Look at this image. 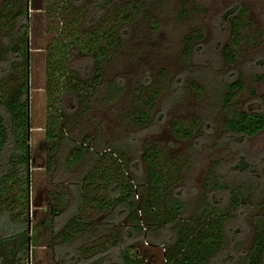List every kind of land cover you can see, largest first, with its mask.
<instances>
[{
  "label": "trees",
  "instance_id": "1",
  "mask_svg": "<svg viewBox=\"0 0 264 264\" xmlns=\"http://www.w3.org/2000/svg\"><path fill=\"white\" fill-rule=\"evenodd\" d=\"M67 2H46L49 6L47 12L53 16L49 18H53L57 24L50 29L54 34L46 47L48 122L44 138L51 157L56 155L59 161L62 159L58 156L71 147L69 155L65 157L67 169L82 163L83 167L74 181L77 197L74 209L67 215L62 227L55 230L56 221L67 213L61 207L66 200L63 192L54 195L51 200L59 208L50 210L49 205L46 209L49 210V217L46 212L43 222L45 226L37 227L40 230L34 232L28 224L31 173L29 0H5L2 7L0 5V216L8 217L13 226L15 222L20 225L18 232L0 233V264H25L32 239L45 230L47 233L58 231L60 242L56 246H80L74 254L61 253L58 257L61 264H217L212 260L226 246L225 221L228 214L208 200L209 187L206 185L202 188L205 196L197 202L194 211L189 212L188 201L183 198L182 177L175 167L179 165L181 170V160L170 158L156 144H146L143 150L136 151L127 145L95 142L93 149L87 145L89 138L85 137L80 142L65 132V127L68 128L74 119V109L65 104L67 94L71 102L80 101L81 111L90 101L81 99L83 88L94 97L97 96L96 89L105 87L103 97L106 104L116 101L121 94L120 77L105 81L102 75L105 66L113 61L112 56L125 45L122 37H127L134 20L141 13L139 0H128L119 8L117 0H75L68 10L65 9ZM79 4L82 8H77ZM112 10L115 11L114 20L109 27L105 24V13ZM246 12V6L235 5L222 15V19L230 23L229 44L222 51L228 65L237 59L236 51L242 40L241 20ZM199 39L198 34L188 35L185 38L186 49ZM76 52L89 61L91 68H79L82 74L89 69V74L78 73L74 62L70 61ZM188 53L185 50L186 57ZM146 87V84L141 85V96L145 95V98L139 97L137 100L146 111L137 109L126 112L129 123L144 126L150 120L159 91ZM225 90L227 92L222 101L227 113L224 122L226 133L246 139L261 132L264 117L260 112L236 111L231 107L232 101L242 90L240 81L226 86ZM192 134L190 132L188 136ZM47 163L50 169L51 158ZM138 164L145 166L143 176L136 173ZM184 164L187 165L185 161ZM58 167L54 168L53 175L57 176ZM234 167L243 171L250 165L241 157ZM205 184L214 190L226 189L230 195V206L236 211L252 206L250 202L241 205V196L249 190L234 192V188L215 182L211 177ZM261 191L264 196V174ZM253 206L256 207V203ZM254 224V242L241 264H260L257 259L260 260L264 254V246H257L261 243L264 245V218ZM92 240L102 242L96 243L99 245L91 248V256L84 258L81 246ZM139 243L162 249L160 263L155 256L139 253ZM110 249L116 250L115 260L105 262L103 253H108Z\"/></svg>",
  "mask_w": 264,
  "mask_h": 264
},
{
  "label": "rangeland",
  "instance_id": "2",
  "mask_svg": "<svg viewBox=\"0 0 264 264\" xmlns=\"http://www.w3.org/2000/svg\"><path fill=\"white\" fill-rule=\"evenodd\" d=\"M4 1L0 0L1 7ZM127 1L117 0L116 5L119 8ZM46 2L47 0H29L31 173L27 223L32 232L37 227L45 226L43 222L46 212L49 217V210L46 211L49 205L50 210L59 208L51 200L54 195L63 192L66 200L61 207L67 213L56 221L55 230L62 227L65 218L74 209L77 200L74 181L83 167L82 163L67 169L65 157L69 155L71 147L64 149L63 154L58 156L64 160L62 162L57 160L56 155L51 157L45 145L44 132L48 122L45 95L48 66L46 47L54 34L50 29L57 24L53 18H49L53 16L47 12L49 6ZM74 2L75 0H68L65 9L68 10ZM138 4L141 13L134 20L127 37H122L125 45L112 56L113 61L105 66L102 75V80L105 81L120 77L118 83L122 87L121 94L116 101L106 104L103 97L105 87L96 89L97 96L94 97L90 96L89 90L83 88L81 99H90L84 111H81L80 101L71 102L67 94L65 104L74 109V119L68 128L65 127V132L80 142L85 137L89 138L87 145L93 149L95 142L127 145L136 151L143 150L146 144H156L170 158L181 160V170L179 165L175 167L182 177L183 198L188 201L189 212L192 213L197 202L205 196L202 188L206 185L209 187L208 200L228 214L225 221L226 246L212 261L217 264H241L254 242V223L264 218V196L261 191L264 129L246 139L226 133L224 122L227 120V113L222 99L227 92L226 86L240 81L242 90L232 101L231 107L236 111L260 112L264 117V0H139ZM235 5L246 6L247 12L241 20L242 40L236 51L237 59L228 65L222 51L229 44L230 23L224 21L222 15ZM77 8H82V5L79 4ZM114 13L113 10L105 13V24L109 27L113 23ZM190 34H198L200 39L186 49L185 38ZM185 50L189 51L187 57ZM74 55L70 61L74 62L78 73L87 74L89 69L82 74L79 68H91L89 61L79 52ZM142 84H146V89L158 90L159 95L150 112L149 122L139 126L126 120V112L137 109L146 111L137 101L139 97L145 98V95L141 96ZM190 132H193L191 137L188 136ZM78 151L81 150L76 152ZM241 157L250 165L247 170H235L234 165ZM48 158L54 162L50 164V169ZM57 165L56 176L52 173ZM136 173L143 176L145 166L138 164ZM210 177L215 182L234 188V192L244 193L249 190L241 196V205L250 202L252 206L245 209L241 207L237 211L231 208L230 195L226 189L214 190L212 186L205 184ZM254 203L256 207L253 206ZM9 222L12 223L8 217L5 219L0 216V233L10 234L14 230L18 232L20 225L15 222L13 226ZM57 232L47 233L45 230L37 233L32 239L25 264H59L58 257L61 253L74 254L80 246H56L60 242ZM98 242L92 240L81 246L84 258L91 256V248L98 246ZM137 246L139 253L155 256L160 263L162 249H154L148 243H139ZM257 246L264 245L261 243ZM108 253H103L105 262L114 261L116 250L110 249ZM257 262L264 264V254Z\"/></svg>",
  "mask_w": 264,
  "mask_h": 264
}]
</instances>
